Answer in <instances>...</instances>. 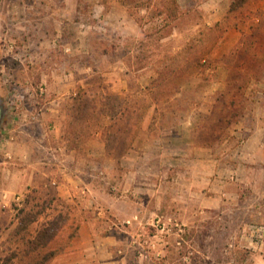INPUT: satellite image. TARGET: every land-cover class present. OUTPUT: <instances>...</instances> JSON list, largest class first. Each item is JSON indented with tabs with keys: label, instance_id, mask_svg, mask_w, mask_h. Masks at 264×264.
I'll return each instance as SVG.
<instances>
[{
	"label": "rangeland",
	"instance_id": "374dc122",
	"mask_svg": "<svg viewBox=\"0 0 264 264\" xmlns=\"http://www.w3.org/2000/svg\"><path fill=\"white\" fill-rule=\"evenodd\" d=\"M0 100L38 173L0 264H48L87 222L124 230L110 264H264V0H0ZM129 179L133 225L110 208Z\"/></svg>",
	"mask_w": 264,
	"mask_h": 264
},
{
	"label": "crops",
	"instance_id": "0c3cea01",
	"mask_svg": "<svg viewBox=\"0 0 264 264\" xmlns=\"http://www.w3.org/2000/svg\"><path fill=\"white\" fill-rule=\"evenodd\" d=\"M1 103V100H0ZM152 114L149 118H146L145 129L151 124ZM25 131H0V221L10 217L9 212L6 210L14 198L20 199V194L24 189H27L30 185L36 183L37 172H30L29 165H26L25 161L27 156L24 154L26 146L22 141H19L20 135H24ZM147 135L149 131H145ZM65 131H56V138L59 143L52 149V154L59 163L69 161L73 156L75 159L78 152L77 149H70L64 142ZM16 138V142L14 140ZM14 144V148L11 146ZM146 148V147H145ZM82 151V150H80ZM79 151V152H80ZM85 151H88L85 149ZM134 152V149H130V152ZM98 156L106 157V145L104 142L100 144V149L97 153ZM131 156V155H130ZM136 156L132 155V159L128 158L130 162L136 161ZM111 161V160H110ZM99 163V161H97ZM114 160V164H115ZM56 166H58L55 163ZM104 166V164H103ZM34 168V167H33ZM131 173V172H130ZM104 174V172H102ZM82 175H76L74 172L68 171V168L62 170V178L59 180H53V184L64 185L68 182H76ZM126 186V192L114 196L112 199L111 210H118L123 208L126 211V215L121 213H115L121 220L127 224L133 225L135 220L142 219L144 212L149 210L145 198H138L133 196L132 192L137 189L131 179ZM130 192V194H129ZM64 194V193H62ZM62 194H59L62 196ZM67 194V192L65 193ZM71 198V195H70ZM158 198L154 200L153 208L158 209ZM144 211L143 213H138ZM144 217V216H143ZM11 220V219H10ZM118 227V226H117ZM123 229L114 228L110 229L109 234H102L96 223L87 222L83 223L75 237L69 240L67 247L62 254L54 255L48 264H110L112 263L111 257L113 255V249H118L119 253L122 251L118 248L120 244H123L122 238ZM126 237V236H124ZM124 258L122 257V260Z\"/></svg>",
	"mask_w": 264,
	"mask_h": 264
},
{
	"label": "water",
	"instance_id": "95a60500",
	"mask_svg": "<svg viewBox=\"0 0 264 264\" xmlns=\"http://www.w3.org/2000/svg\"><path fill=\"white\" fill-rule=\"evenodd\" d=\"M3 113H4V110H3V106L1 105L0 106V129L2 125Z\"/></svg>",
	"mask_w": 264,
	"mask_h": 264
}]
</instances>
